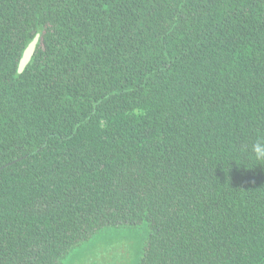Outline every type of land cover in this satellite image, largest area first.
I'll list each match as a JSON object with an SVG mask.
<instances>
[{
  "label": "trees",
  "instance_id": "obj_1",
  "mask_svg": "<svg viewBox=\"0 0 264 264\" xmlns=\"http://www.w3.org/2000/svg\"><path fill=\"white\" fill-rule=\"evenodd\" d=\"M259 139L264 0H0V264H264Z\"/></svg>",
  "mask_w": 264,
  "mask_h": 264
},
{
  "label": "rangeland",
  "instance_id": "obj_2",
  "mask_svg": "<svg viewBox=\"0 0 264 264\" xmlns=\"http://www.w3.org/2000/svg\"><path fill=\"white\" fill-rule=\"evenodd\" d=\"M114 232H110L108 234V237L111 238L109 240H106L104 245L98 241V244L95 245L94 247L88 248L84 247L82 248L84 251L79 253L78 255L72 254L70 259H68L65 263L63 264H136V262L131 263V259L133 258V255L130 253V260L129 262H125L124 258L113 262L112 260V255L108 257L107 251L108 248H114L112 247L114 243V239H112ZM123 240H120L122 242ZM88 248V249H86ZM115 249V248H114ZM128 249V248H126ZM111 251V249H110ZM117 252V250H116ZM128 250L126 251V253ZM102 256L101 260L98 258V256ZM141 258V255H140Z\"/></svg>",
  "mask_w": 264,
  "mask_h": 264
},
{
  "label": "water",
  "instance_id": "obj_3",
  "mask_svg": "<svg viewBox=\"0 0 264 264\" xmlns=\"http://www.w3.org/2000/svg\"><path fill=\"white\" fill-rule=\"evenodd\" d=\"M38 41H39V36L36 37L35 40H33L30 45L27 47L23 57H22V60H21V63H20V70L22 71L26 66L27 64L31 61L32 59V56L34 55L35 51H36V47H37V44H38Z\"/></svg>",
  "mask_w": 264,
  "mask_h": 264
},
{
  "label": "clouds",
  "instance_id": "obj_4",
  "mask_svg": "<svg viewBox=\"0 0 264 264\" xmlns=\"http://www.w3.org/2000/svg\"><path fill=\"white\" fill-rule=\"evenodd\" d=\"M254 159L257 162H264V139H259L252 147Z\"/></svg>",
  "mask_w": 264,
  "mask_h": 264
}]
</instances>
